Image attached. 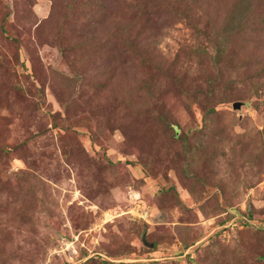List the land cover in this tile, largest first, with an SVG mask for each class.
Returning <instances> with one entry per match:
<instances>
[{"label":"rangeland","instance_id":"374dc122","mask_svg":"<svg viewBox=\"0 0 264 264\" xmlns=\"http://www.w3.org/2000/svg\"><path fill=\"white\" fill-rule=\"evenodd\" d=\"M0 264H264V0H0Z\"/></svg>","mask_w":264,"mask_h":264},{"label":"trees","instance_id":"16d2710c","mask_svg":"<svg viewBox=\"0 0 264 264\" xmlns=\"http://www.w3.org/2000/svg\"><path fill=\"white\" fill-rule=\"evenodd\" d=\"M95 4H96V5H99L98 2H95ZM246 221H247L246 218H245V219H244V218H241V219H240V222H242V223H246Z\"/></svg>","mask_w":264,"mask_h":264},{"label":"water","instance_id":"95a60500","mask_svg":"<svg viewBox=\"0 0 264 264\" xmlns=\"http://www.w3.org/2000/svg\"><path fill=\"white\" fill-rule=\"evenodd\" d=\"M238 105H239V102H237V101L233 103V107H236Z\"/></svg>","mask_w":264,"mask_h":264}]
</instances>
